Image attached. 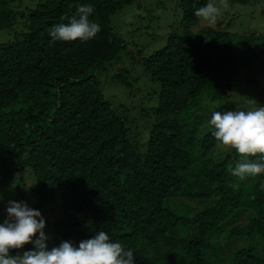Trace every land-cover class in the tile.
<instances>
[{"label":"trees","instance_id":"16d2710c","mask_svg":"<svg viewBox=\"0 0 264 264\" xmlns=\"http://www.w3.org/2000/svg\"><path fill=\"white\" fill-rule=\"evenodd\" d=\"M135 1L44 0L27 14L0 0V30L24 21L16 39L0 42V183L21 181L30 168L35 207L59 198L53 247L63 241L78 246L105 231L133 249L135 264H264V175L232 177L228 168L238 154L215 155L217 140L212 130L201 133L207 116L198 113L204 94L231 95L258 35L221 25L196 32L195 9L208 0H177L185 29L173 30L144 59L161 90L141 152L137 133L98 80L125 48L112 16ZM80 4L93 6L89 19L100 32L88 41H53L49 28L67 23L62 17L75 15ZM114 78L128 84L123 70ZM176 197L209 205L194 216L180 215L165 205ZM245 211L250 220L234 224ZM6 212L0 209V216ZM183 226L194 227L193 233L182 234ZM237 239L248 243L230 246ZM24 247L35 250L32 243Z\"/></svg>","mask_w":264,"mask_h":264},{"label":"rangeland","instance_id":"374dc122","mask_svg":"<svg viewBox=\"0 0 264 264\" xmlns=\"http://www.w3.org/2000/svg\"><path fill=\"white\" fill-rule=\"evenodd\" d=\"M44 0H11L12 7L18 12H27L28 8H35L38 2ZM219 3V0H216ZM229 7L222 11L215 25H221L227 30L239 35H258L253 52L249 55V63L241 64L234 79V88L229 96L212 99L204 94L203 109L198 111L207 116L201 127V133L212 130L208 121L213 111L246 110L249 101L255 100L257 105L264 106V0H247V2H229ZM183 13L177 0H136L116 12L111 19L116 34L125 42V48L120 52L118 60L106 64L98 74L102 91L110 101L111 106L122 115L133 135L137 133L141 152L148 147L150 131L154 121L153 108L159 103L161 90L160 81L153 79L145 67V58L161 49L167 42L169 35L175 29H185L182 25ZM24 21L19 19L15 27L0 30V42L16 39V32L23 30ZM209 26L199 19L197 25L191 29L204 31ZM187 31V29H186ZM124 72L128 84H123L114 76L119 71ZM231 149L221 145L218 141L214 147L215 155L222 156ZM233 177V176H232ZM19 182V183H18ZM6 181L0 183V209L8 207V201L27 202L28 206L37 209L46 220L45 233L48 237L49 249L54 244V222L60 215V200L50 202L42 209L35 207V199L31 189L35 184L31 169L25 170V177L21 181ZM165 205L180 215L194 216L208 205L197 199L176 197L166 199ZM8 218L7 212L0 216L4 222ZM251 218L248 211L240 214L234 224H245ZM230 226H232L230 224ZM184 227V226H183ZM184 227L182 234H192L194 227ZM39 234H37L38 236ZM35 239V238H34ZM245 239H237L230 246L237 248L247 245ZM225 249L230 246L222 240ZM27 251L20 249V254Z\"/></svg>","mask_w":264,"mask_h":264},{"label":"clouds","instance_id":"9594fccd","mask_svg":"<svg viewBox=\"0 0 264 264\" xmlns=\"http://www.w3.org/2000/svg\"><path fill=\"white\" fill-rule=\"evenodd\" d=\"M229 7L227 0H208L195 9V16L214 27L222 11ZM94 12L91 4L77 6L76 14L49 28L53 41H88L100 32V25L89 19ZM246 110L213 111L208 121L212 135L223 146L234 149L239 156L231 176L245 181L264 175V106L249 101ZM239 185H236L238 187ZM264 189V184L261 185ZM8 218L0 223V264H135L132 248L113 242L105 231H98L92 238L82 240L78 246L63 241L49 249L44 231L46 220L42 213L28 206L27 202L8 201ZM37 234H39L37 236ZM35 238V239H34ZM34 244L35 250L12 255L14 249Z\"/></svg>","mask_w":264,"mask_h":264},{"label":"water","instance_id":"95a60500","mask_svg":"<svg viewBox=\"0 0 264 264\" xmlns=\"http://www.w3.org/2000/svg\"><path fill=\"white\" fill-rule=\"evenodd\" d=\"M1 179H2V177H1Z\"/></svg>","mask_w":264,"mask_h":264}]
</instances>
